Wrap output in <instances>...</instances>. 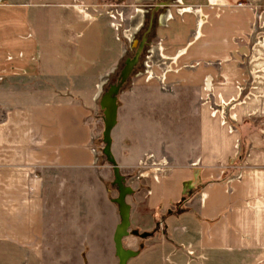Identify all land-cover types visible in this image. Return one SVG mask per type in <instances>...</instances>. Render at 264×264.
I'll list each match as a JSON object with an SVG mask.
<instances>
[{
	"label": "crops",
	"instance_id": "crops-1",
	"mask_svg": "<svg viewBox=\"0 0 264 264\" xmlns=\"http://www.w3.org/2000/svg\"><path fill=\"white\" fill-rule=\"evenodd\" d=\"M130 1L176 68L117 99L125 264H264V76L244 61L264 0H1L0 264L117 262L99 98L123 47L96 11Z\"/></svg>",
	"mask_w": 264,
	"mask_h": 264
},
{
	"label": "rangeland",
	"instance_id": "rangeland-1",
	"mask_svg": "<svg viewBox=\"0 0 264 264\" xmlns=\"http://www.w3.org/2000/svg\"><path fill=\"white\" fill-rule=\"evenodd\" d=\"M139 5L143 8H147L148 4L146 1L139 3L130 1L129 5H124L122 9L116 3H109L105 5L103 9L97 8L96 12L101 13L109 20L114 38L118 40L123 47V58L117 66V69L114 73H110L109 76L103 78L104 83L107 82L104 89H106L109 84L117 81L124 60L134 54L137 45L144 37L145 42L139 60L125 83L122 85L121 92L124 90L129 91L138 84L146 85L151 82L160 83V81L164 83L165 76L162 75L166 73V70L171 65L168 66L163 63V58L158 56V54H152L150 57H147L150 55L148 53V47L150 45V40L148 38L149 34L147 32L149 25L148 14H143L141 25L136 30H134L133 26L138 19V15L136 14L137 16L133 19L130 18V16L135 13V7H139ZM256 13L257 25L252 33V43L255 44L252 46V53L245 57L244 61L246 64V72L249 73V75L264 76V5L261 8H257ZM171 67L176 68L175 65Z\"/></svg>",
	"mask_w": 264,
	"mask_h": 264
},
{
	"label": "water",
	"instance_id": "water-1",
	"mask_svg": "<svg viewBox=\"0 0 264 264\" xmlns=\"http://www.w3.org/2000/svg\"><path fill=\"white\" fill-rule=\"evenodd\" d=\"M145 42V37L141 39L136 47L134 54L124 60L123 66L119 72V76L115 83L109 84L106 89L103 90L99 98V106L102 110V154L105 156L107 162L112 166L114 184L117 188L118 195L114 202L117 204L119 211V223L117 224L114 234L113 242L115 248V254L117 256V262L115 264H125L126 261L135 254L134 251L126 249L122 245V238L129 234V207L125 201V197L131 192V188L125 184L124 178L119 173L118 166L112 157L110 145H111V130L116 123L117 114V99L121 92L122 85L125 83L133 68L137 64L141 50Z\"/></svg>",
	"mask_w": 264,
	"mask_h": 264
},
{
	"label": "built area",
	"instance_id": "built-area-1",
	"mask_svg": "<svg viewBox=\"0 0 264 264\" xmlns=\"http://www.w3.org/2000/svg\"><path fill=\"white\" fill-rule=\"evenodd\" d=\"M0 3H1V0H0Z\"/></svg>",
	"mask_w": 264,
	"mask_h": 264
},
{
	"label": "flooded vegetation",
	"instance_id": "flooded-vegetation-1",
	"mask_svg": "<svg viewBox=\"0 0 264 264\" xmlns=\"http://www.w3.org/2000/svg\"><path fill=\"white\" fill-rule=\"evenodd\" d=\"M138 74H140V73H138ZM138 74H137V75H138Z\"/></svg>",
	"mask_w": 264,
	"mask_h": 264
}]
</instances>
